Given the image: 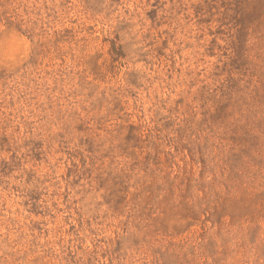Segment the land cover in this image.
I'll list each match as a JSON object with an SVG mask.
<instances>
[{
  "label": "rangeland",
  "instance_id": "374dc122",
  "mask_svg": "<svg viewBox=\"0 0 264 264\" xmlns=\"http://www.w3.org/2000/svg\"><path fill=\"white\" fill-rule=\"evenodd\" d=\"M0 264H264V0H0Z\"/></svg>",
  "mask_w": 264,
  "mask_h": 264
}]
</instances>
